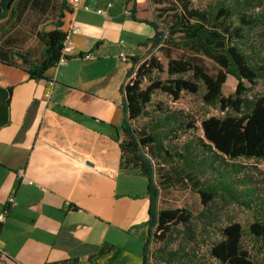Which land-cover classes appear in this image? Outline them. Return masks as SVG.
Returning a JSON list of instances; mask_svg holds the SVG:
<instances>
[{"label":"crops","instance_id":"0c3cea01","mask_svg":"<svg viewBox=\"0 0 264 264\" xmlns=\"http://www.w3.org/2000/svg\"><path fill=\"white\" fill-rule=\"evenodd\" d=\"M71 1L15 0L0 20V242L15 264H141L149 198L146 180L136 185L141 176L119 169L121 88L154 34L130 11L140 21L154 12L149 0H77L61 19L64 33L79 29L70 60L33 80L37 35L53 30L46 18ZM84 53L93 59L76 58ZM104 247L119 254L96 258Z\"/></svg>","mask_w":264,"mask_h":264},{"label":"trees","instance_id":"16d2710c","mask_svg":"<svg viewBox=\"0 0 264 264\" xmlns=\"http://www.w3.org/2000/svg\"><path fill=\"white\" fill-rule=\"evenodd\" d=\"M14 2L0 0V20ZM149 2L157 8L153 21L137 20L134 9L130 11L131 20L149 25L154 34L141 44L147 48L146 56L130 60L126 77L132 75V65L138 68L121 88L124 118L119 142L120 171L147 182L149 209L144 225L148 234L141 264H264V220H255L246 232L240 224L228 223L204 239L214 224L206 206L215 200L264 213V177L253 181L243 173L245 166L236 164L241 159H264V95H245V83L264 81V0ZM194 2L207 4L200 8ZM71 11L62 2L54 29L37 35L43 48L40 60L27 69L31 79L47 80L46 73L57 62L66 39L67 33L61 31L63 12ZM156 53L166 60L165 66ZM16 56L27 64L21 54ZM227 77L237 84L225 97L221 90ZM200 91L204 105L225 113L200 121V135L188 113L154 100L161 94L176 102L182 93ZM176 185L198 196L202 206L198 217L208 220L202 229L193 225L187 209L157 208L160 190ZM175 233L177 238L172 239ZM245 235L259 244L261 257L256 263L243 247ZM152 238L159 245L149 252ZM107 254L119 253L104 247L96 258ZM0 263L15 264L7 257L0 258Z\"/></svg>","mask_w":264,"mask_h":264},{"label":"rangeland","instance_id":"374dc122","mask_svg":"<svg viewBox=\"0 0 264 264\" xmlns=\"http://www.w3.org/2000/svg\"><path fill=\"white\" fill-rule=\"evenodd\" d=\"M206 4V2H194L193 6L202 8ZM151 8L157 9L154 6H151ZM52 18H49L48 16L46 20H56L55 15H53ZM146 54L147 50L145 51V53H143V55L146 56ZM155 55L159 56L160 61L165 66L166 60L160 57V55L157 53ZM204 64L209 71H213V65L209 61L205 60ZM164 77L165 75L161 76L162 79H164ZM236 84L237 83L233 78L227 77L221 90L222 95L225 97L231 95L235 91ZM245 86L248 88L245 94L248 98L264 95L263 80H258L254 85L245 83ZM201 94L202 91L195 95L182 93L180 99L176 102H171L170 99L166 96L158 94L154 97V100L156 99L163 101L172 110L180 109L188 113L195 123L196 135H200V121L209 117H223L225 115V113L220 112L217 107H209L204 105L201 101ZM236 164H241L242 166H245L243 173H248V176L251 177L253 181H258L264 177V159L260 161L241 159L236 161ZM144 180L145 178L140 177L136 178V180L134 181L137 185L139 181L141 182ZM158 187H161V185L159 184ZM156 206L158 209H187L191 212L193 216V225L198 228L200 227V229L205 227L208 221L204 217H198V214L202 210V206L200 204L198 196L194 193H191L189 190L183 189V187L179 185H176L169 189H161ZM206 212L208 217H211L214 220V224L211 228H207L206 231L208 232V234L204 236V239L212 237L214 231H216L218 227L226 225L228 223H238L246 232L249 224H251L257 219L264 220L263 212H257L256 210L249 211L241 206H238L237 204H225L219 200H215L213 203L208 204L206 206ZM176 229L180 231L181 227H177ZM175 237L177 238L176 233L171 236L172 239H175ZM178 241L179 240L177 239L173 241L172 244L175 246ZM158 245L159 244L155 243L154 239L152 238L148 244V251L153 252L158 247ZM127 246L128 248H130L129 252L131 250H134V244ZM243 247L248 251V254L255 261V263L260 260L261 254L259 244L247 235L244 236ZM123 259L125 263H128L133 260L130 254L126 255Z\"/></svg>","mask_w":264,"mask_h":264},{"label":"built area","instance_id":"2783aa9c","mask_svg":"<svg viewBox=\"0 0 264 264\" xmlns=\"http://www.w3.org/2000/svg\"><path fill=\"white\" fill-rule=\"evenodd\" d=\"M70 6L72 7V9H77L79 7V3L77 0H72L70 2ZM81 9L86 11V12L90 11L89 7L86 5L82 6ZM95 13L98 15H101L102 11L96 10ZM125 13H128V12L126 11ZM78 32H79V29L77 27H71L68 29L67 34H66V39L63 43V46H62V49L60 52V56H59L57 62L55 63L54 67L51 69L52 71L57 72L61 67L65 66L66 63L70 60V58H71L70 53L72 50V44L70 41V37L78 34ZM76 58H78L81 61H89V60L93 59V57L90 53L78 54V56ZM119 59L124 63L128 62V57L123 53L119 54ZM132 67H133V73L129 78L126 79L123 86L133 77L135 71L138 68V64L132 65ZM8 203H12V199H9ZM3 217H4L3 214H0V221L3 219ZM3 257H5V253L2 249V244L0 242V258H3Z\"/></svg>","mask_w":264,"mask_h":264},{"label":"water","instance_id":"95a60500","mask_svg":"<svg viewBox=\"0 0 264 264\" xmlns=\"http://www.w3.org/2000/svg\"><path fill=\"white\" fill-rule=\"evenodd\" d=\"M142 151V150H141ZM147 264H148V262H147Z\"/></svg>","mask_w":264,"mask_h":264}]
</instances>
